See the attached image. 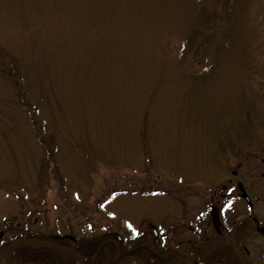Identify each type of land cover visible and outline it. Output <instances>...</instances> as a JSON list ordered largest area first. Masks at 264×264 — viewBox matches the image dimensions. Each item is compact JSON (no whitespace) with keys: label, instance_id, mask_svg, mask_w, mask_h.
I'll return each instance as SVG.
<instances>
[{"label":"rangeland","instance_id":"rangeland-1","mask_svg":"<svg viewBox=\"0 0 264 264\" xmlns=\"http://www.w3.org/2000/svg\"><path fill=\"white\" fill-rule=\"evenodd\" d=\"M240 176L264 230V0H0V241L227 233Z\"/></svg>","mask_w":264,"mask_h":264},{"label":"flooded vegetation","instance_id":"flooded-vegetation-1","mask_svg":"<svg viewBox=\"0 0 264 264\" xmlns=\"http://www.w3.org/2000/svg\"><path fill=\"white\" fill-rule=\"evenodd\" d=\"M246 176H240V180L237 183H234L232 180L228 181V184L223 185V191L231 190L230 195H233L234 191L239 190V196L243 199L245 205H247L250 213L240 212V231L238 234L234 233V226L236 222L232 225L231 229L226 233L224 223L220 221L219 215L221 213V201H215V195L211 197V217L208 225L203 229V233L200 238V230L198 226H189V232L192 234L191 238H178L176 233L182 232L185 230V224L181 226L174 227L169 233H166L164 237L158 235V230L156 228H152L153 234L159 239H146L144 236L140 238L133 239H123V238H115V239H106L100 240L99 242L102 245L105 244H114L116 247V254L113 255L111 264H140V261L143 264H146L141 256L146 257L145 252L151 251L148 244L154 242L157 248L162 251V257L160 258L164 262H170V264H221L219 262V258H214V253L219 252L221 247L225 246H233L232 239H227V235L233 233L236 238L235 240H239L237 237L243 236L245 237L249 230L255 227L259 232L264 234V230L261 221L257 216V212H255L256 205L260 197H256L253 199L247 192V185L245 181ZM252 188L256 189V185H253ZM227 194H222V196H226ZM245 208V207H244ZM246 209V208H245ZM209 226L216 232V236L223 237L221 240L227 239V245L222 246L220 241H216L218 243L211 241L209 237H205ZM234 231V232H233ZM179 235V233H178ZM176 236V237H174ZM74 244V243H73ZM121 245V246H120ZM108 249H105L107 251ZM126 254V256H124ZM124 256V257H122ZM240 260H241V255ZM76 257V256H75ZM78 259V258H77ZM140 260V261H139ZM243 260V259H242ZM85 263V260H84Z\"/></svg>","mask_w":264,"mask_h":264},{"label":"trees","instance_id":"trees-1","mask_svg":"<svg viewBox=\"0 0 264 264\" xmlns=\"http://www.w3.org/2000/svg\"><path fill=\"white\" fill-rule=\"evenodd\" d=\"M205 40L208 41L206 38ZM190 48L193 49L196 45L195 38H189ZM201 44H197V47H200ZM13 66H11L12 68ZM19 81L17 84L19 86ZM20 98L25 97V92L19 86ZM24 107V106H23ZM28 110V108H25ZM30 112L32 121L36 128H39V120L36 117L35 110H28ZM48 150V149H47ZM49 151V150H48ZM240 221L234 226V233L238 234L240 231ZM29 238L33 241H45L56 244L61 248H73L85 259L84 264H111L113 255L116 254V247L114 244H105L102 245L100 240L106 239H115L112 235L107 236H93V237H81L75 238L74 236H62L58 234H47L41 232H34L32 234H19L8 237L6 234L0 241V248L6 249L8 244L16 239ZM74 243V244H73ZM121 246V245H120ZM151 251L145 252L146 257L141 256L142 260L146 264H170V262H164L160 258L162 257V251L156 247L154 242L148 244ZM105 249H108L105 251ZM126 256V254L124 255ZM122 256V257H124ZM214 258H219L221 264H246L242 259L240 260L239 253L235 248L231 246L221 247L219 252L214 253ZM11 260L14 264H77V257L63 253L60 251L53 250L51 248H34L31 246H19L14 250L11 256ZM0 264H5L4 261Z\"/></svg>","mask_w":264,"mask_h":264},{"label":"water","instance_id":"water-1","mask_svg":"<svg viewBox=\"0 0 264 264\" xmlns=\"http://www.w3.org/2000/svg\"><path fill=\"white\" fill-rule=\"evenodd\" d=\"M19 246H38V247L53 248L55 250H59L62 252H66V253H70V254L78 256L80 259V264H84V259L75 251L58 248L56 245H54L52 243H46V242H41V241L33 242L30 239H18V240L14 241L8 245V247L6 248V251H5V262H6V264H12L11 259H10L11 254ZM30 264H34V263H30ZM140 264H143V263L140 261Z\"/></svg>","mask_w":264,"mask_h":264},{"label":"snow or ice","instance_id":"snow-or-ice-1","mask_svg":"<svg viewBox=\"0 0 264 264\" xmlns=\"http://www.w3.org/2000/svg\"><path fill=\"white\" fill-rule=\"evenodd\" d=\"M131 227V225H129Z\"/></svg>","mask_w":264,"mask_h":264}]
</instances>
